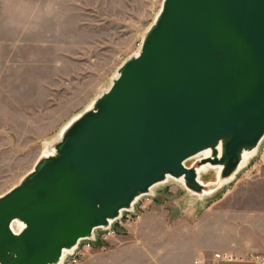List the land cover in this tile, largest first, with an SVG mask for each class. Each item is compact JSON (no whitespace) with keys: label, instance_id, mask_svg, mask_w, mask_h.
Instances as JSON below:
<instances>
[{"label":"water","instance_id":"1","mask_svg":"<svg viewBox=\"0 0 264 264\" xmlns=\"http://www.w3.org/2000/svg\"><path fill=\"white\" fill-rule=\"evenodd\" d=\"M263 141L264 0H163L110 87L0 195V264H61L170 179L210 195Z\"/></svg>","mask_w":264,"mask_h":264},{"label":"rangeland","instance_id":"2","mask_svg":"<svg viewBox=\"0 0 264 264\" xmlns=\"http://www.w3.org/2000/svg\"><path fill=\"white\" fill-rule=\"evenodd\" d=\"M162 1L0 0V195L110 87L120 65L138 53ZM263 156L264 141L250 162ZM215 175L209 169L202 179ZM182 189L170 179L154 193L169 197V211Z\"/></svg>","mask_w":264,"mask_h":264},{"label":"crops","instance_id":"3","mask_svg":"<svg viewBox=\"0 0 264 264\" xmlns=\"http://www.w3.org/2000/svg\"><path fill=\"white\" fill-rule=\"evenodd\" d=\"M223 187L205 198L182 189L169 211L163 207L169 197L159 192L130 227L88 250L79 264H194L216 252L264 253V156Z\"/></svg>","mask_w":264,"mask_h":264},{"label":"built area","instance_id":"4","mask_svg":"<svg viewBox=\"0 0 264 264\" xmlns=\"http://www.w3.org/2000/svg\"><path fill=\"white\" fill-rule=\"evenodd\" d=\"M155 196V193L142 196L137 200L132 210L124 211L109 228L96 229L94 238L81 240L72 253H67L64 256L61 264H79L88 250L97 245H105L111 237L130 227L146 210L148 203ZM194 264H264V253L251 251L245 255H237L228 252H216L212 259H196Z\"/></svg>","mask_w":264,"mask_h":264},{"label":"bare ground","instance_id":"5","mask_svg":"<svg viewBox=\"0 0 264 264\" xmlns=\"http://www.w3.org/2000/svg\"><path fill=\"white\" fill-rule=\"evenodd\" d=\"M258 153V152H257ZM257 155V154H256ZM255 155V156H256ZM254 156V157H255ZM253 157V156H252ZM252 159V158H251ZM225 185H227V184H225ZM225 185H223V186H225ZM223 186L222 187H220V188H218L219 190L217 191V193H216V196H218V195H220V194H222L221 192L223 191L222 189H223Z\"/></svg>","mask_w":264,"mask_h":264}]
</instances>
